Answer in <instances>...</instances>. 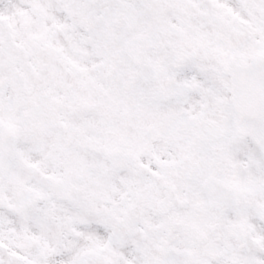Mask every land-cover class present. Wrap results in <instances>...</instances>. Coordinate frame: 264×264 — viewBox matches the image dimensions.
<instances>
[{
  "label": "snow or ice",
  "instance_id": "obj_1",
  "mask_svg": "<svg viewBox=\"0 0 264 264\" xmlns=\"http://www.w3.org/2000/svg\"><path fill=\"white\" fill-rule=\"evenodd\" d=\"M0 264H264V0H0Z\"/></svg>",
  "mask_w": 264,
  "mask_h": 264
}]
</instances>
